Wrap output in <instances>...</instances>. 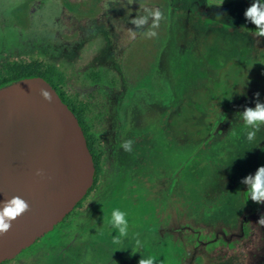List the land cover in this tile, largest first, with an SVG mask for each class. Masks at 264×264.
<instances>
[{
  "label": "rangeland",
  "instance_id": "374dc122",
  "mask_svg": "<svg viewBox=\"0 0 264 264\" xmlns=\"http://www.w3.org/2000/svg\"><path fill=\"white\" fill-rule=\"evenodd\" d=\"M204 2L172 0L147 38L151 19L131 20L152 0H0V73L40 63L84 99L102 151L84 207L8 264H264V204L241 183L259 168L264 127L249 141L239 114L256 93L264 102V38L244 15L252 0ZM116 209L129 223L120 245Z\"/></svg>",
  "mask_w": 264,
  "mask_h": 264
},
{
  "label": "water",
  "instance_id": "95a60500",
  "mask_svg": "<svg viewBox=\"0 0 264 264\" xmlns=\"http://www.w3.org/2000/svg\"><path fill=\"white\" fill-rule=\"evenodd\" d=\"M95 175L80 122L48 80L27 77L0 88V203L19 196L29 204L0 236V264L53 232L87 196Z\"/></svg>",
  "mask_w": 264,
  "mask_h": 264
},
{
  "label": "clouds",
  "instance_id": "9594fccd",
  "mask_svg": "<svg viewBox=\"0 0 264 264\" xmlns=\"http://www.w3.org/2000/svg\"><path fill=\"white\" fill-rule=\"evenodd\" d=\"M146 15L135 16L131 20V24L135 29L144 28L151 24L146 32L141 33L147 38H155L158 36L155 29L159 28L160 22L165 18L164 13L159 8L145 9ZM245 18L256 26L255 36L264 38V0H252L250 7L244 13ZM132 38L135 39L137 32L132 29L129 30ZM40 95L44 100L52 102L53 96L46 88L40 89ZM259 93H256L255 107H245L242 113H239L247 131V139L253 141L257 133L264 127V102L259 100ZM134 141L131 139L125 140L121 147L124 151L131 153ZM37 175H42L37 172ZM241 183L247 186V194L250 200L256 204H264V166L257 169L254 175L250 174L242 179ZM2 210H0V236H5L12 228V222L17 220L23 214L29 211V204L19 196H14L10 200H5L0 203ZM112 228L118 229V236L113 238V244L120 245L123 243V238L128 236L129 223L127 213L116 209L111 213V220L108 222ZM259 223H264V216H261ZM138 237V234H137ZM136 245L141 246V241L136 238ZM138 264H156L155 257L140 258Z\"/></svg>",
  "mask_w": 264,
  "mask_h": 264
},
{
  "label": "trees",
  "instance_id": "16d2710c",
  "mask_svg": "<svg viewBox=\"0 0 264 264\" xmlns=\"http://www.w3.org/2000/svg\"><path fill=\"white\" fill-rule=\"evenodd\" d=\"M162 0H160L159 3H156L157 0H152V7H156L159 6V9H162L163 6L166 7L168 9V11L170 10V4L172 3V0H165V2H161ZM204 6L209 9L211 12H213L217 7L219 8H225L226 6H228L230 4V0H204ZM27 10H23L25 13L27 12L28 18L30 17V13L28 11L29 6H27ZM236 8V7H235ZM213 10V11H212ZM226 10V8H225ZM226 12H219L221 14H225ZM34 76H42L44 77L46 80H48L51 84H52V79L49 76V74L46 73L44 67L40 64V63H29V62H12L10 63V65L7 66V68L0 73V88L8 86L14 82H17L23 78H27V77H34ZM152 77H153V73H152ZM158 87H160L158 85ZM161 88V87H160ZM132 89V88H131ZM134 90V89H133ZM132 90H130L131 92ZM129 92V94H131ZM86 137H87V143L89 146V149L91 150L93 159H94V163H95V167H96V180H95V186L94 188L90 191L89 194H91V192H93L99 182L100 176H101V172H102V160H101V147H100V142L97 140V138L95 136H92L91 139L90 137L87 135V133H85ZM95 149V150H94ZM97 151V152H96ZM264 166V154L261 156L260 158V163H259V167ZM86 199H84L85 201ZM77 258H80V255L77 254L76 255ZM102 257V256H100ZM118 260V264H127L124 262L123 258H117L114 261ZM8 263V262H6ZM3 263V264H6ZM98 264H104L101 261ZM105 264H109V262L105 263Z\"/></svg>",
  "mask_w": 264,
  "mask_h": 264
},
{
  "label": "flooded vegetation",
  "instance_id": "af4514ba",
  "mask_svg": "<svg viewBox=\"0 0 264 264\" xmlns=\"http://www.w3.org/2000/svg\"><path fill=\"white\" fill-rule=\"evenodd\" d=\"M157 70H155L156 72ZM57 91V93L59 94V96L62 98V100L68 105V107L74 112V114L76 115V117L78 118L79 122H80V125L83 129V132L84 134L87 133V135L90 137L93 136L91 134V128H90V125L88 123V111H87V108H86V104L84 103V99H82L81 101H78L77 99H74L73 97H69L68 95H66L65 91L63 90L62 86L60 83L54 81L52 79V84H51ZM161 92H163V89H161ZM78 101V102H77ZM131 102V98L129 97L128 98V103ZM123 111L126 110V107H123L122 109ZM122 124H124V122L122 121ZM86 136V135H85ZM87 139V137H86ZM89 147V146H88ZM95 150V149H94ZM101 150V149H100ZM91 151V150H90ZM97 152V151H96ZM102 152V151H101ZM101 160H102V153H101ZM95 180H96V175H95ZM99 183V182H98ZM94 186H95V182H94ZM94 186L90 189V191L94 188ZM98 186V185H97ZM97 188V187H96ZM96 190V189H95ZM94 190V191H95ZM90 191L88 192L87 196L84 198V199H88L89 196L94 192H91ZM84 199L75 207V209L73 210V212L68 215L65 220L62 222L63 225H65V223L68 221V219L73 216L79 209L83 208L84 207V204L86 202V200L84 201ZM60 223V224H62ZM57 227V226H56ZM55 227V228H56ZM55 230V229H54ZM40 240V239H39ZM38 240V241H39ZM73 249V248H72ZM71 251V249H69ZM72 252V251H71ZM18 258V257H17ZM15 258V259H17ZM13 259V260H15ZM13 260H10V261H7L8 263L13 261ZM6 263V262H5ZM6 263V264H8Z\"/></svg>",
  "mask_w": 264,
  "mask_h": 264
}]
</instances>
